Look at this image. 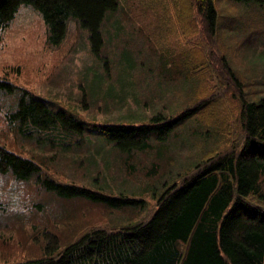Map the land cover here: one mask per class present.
<instances>
[{
  "label": "trees",
  "instance_id": "1",
  "mask_svg": "<svg viewBox=\"0 0 264 264\" xmlns=\"http://www.w3.org/2000/svg\"><path fill=\"white\" fill-rule=\"evenodd\" d=\"M251 2L264 18V0ZM187 4L185 14L191 16L190 5L195 9L194 26L198 15L203 34L213 35L217 24L214 0H188ZM20 6H29L40 14L46 25V44L52 47L61 43L67 21L76 18L88 32L90 51L101 57L103 39L100 27L107 13H116L119 2L0 0V40L1 32L13 20ZM110 20L114 22L111 36L115 38L110 40L109 47H113L118 40L122 42L120 36L126 34L120 20L114 16ZM211 49L207 44L198 45L197 42L188 45L184 55L177 57L175 51L168 57L160 55L159 72L171 79L180 76L185 85L200 76L204 79L215 60ZM125 50L120 62L129 65L131 81L137 84L134 78L136 60L133 61ZM115 52L116 49L113 54ZM223 59L225 70L233 77L232 68L226 64V58ZM165 62L169 64L166 67ZM180 64L182 68L178 69ZM4 87L17 91L19 95L17 102L10 104L2 115L5 129L13 130L15 134L11 144L8 140L4 143L9 147L18 143L29 155L16 153L0 144V183H5L4 178L8 177L27 184L33 176L38 181L40 195L42 191L50 192L48 200L43 201L45 213L40 212L39 218L35 216L37 219L30 223V229L36 228L42 238L43 253L10 264H264V97L257 101L242 97L236 102L239 106V134L231 123L223 136L220 133L219 122L226 118L217 109L220 100L207 97L210 88L207 84L203 94L193 92L188 99L178 102L184 104L174 112L157 110L139 123L131 120L95 124L93 138L82 142L89 147V156L93 158L95 153L100 154L105 146L106 149L110 147L105 152L108 157L125 155L128 159L124 161L128 164L134 162L136 156L135 161L142 166L145 157L152 155L156 159H153L155 177L165 179H158L163 189L156 196L155 207L148 219H132L112 227L93 225L75 234L72 222L81 218L74 208L62 209L67 201L86 200L107 208L125 205L136 208L135 204L142 203V200L128 194L112 195L107 192L108 183L99 189L95 181L75 183L46 177L43 170H48V166L45 162L46 167L40 166L44 153L33 148L55 149L64 152L63 155L67 150L70 154L79 151L78 144L85 140V123L63 109H53L29 90L12 85L0 76V91H4ZM198 119L203 125L195 131L193 122L197 125ZM184 121L185 124L190 121V129H187L188 125L180 126ZM211 124L216 127L213 132L221 143L220 147L215 143L212 151L206 149L198 153L197 150L203 148L201 142L206 146L215 142L210 138L212 133L206 134ZM238 137L240 142L234 140ZM27 139L30 145H26ZM223 144H226L225 149L221 147ZM182 147L194 148L192 161L183 153H173ZM156 193L155 189L151 190L152 195ZM40 206L42 203L37 204ZM4 210L5 206L0 205V228L19 227L29 218L18 214L19 218L9 219ZM59 221L65 223L70 234L64 248L57 251L60 237L54 229L58 230L55 222ZM52 225L53 230L48 228Z\"/></svg>",
  "mask_w": 264,
  "mask_h": 264
},
{
  "label": "rangeland",
  "instance_id": "2",
  "mask_svg": "<svg viewBox=\"0 0 264 264\" xmlns=\"http://www.w3.org/2000/svg\"><path fill=\"white\" fill-rule=\"evenodd\" d=\"M251 1L214 0L217 24L215 33L211 35L203 34L204 28L198 15L194 26L195 9H192V5L189 9L191 16L185 14L188 0H118L116 13H107L100 27L103 39L101 57L90 51L88 32L76 18L72 17L67 21L61 43L52 47L46 44V25L40 14L29 6L19 7L13 20L1 32L0 76H4L12 85L29 90L53 109H63L75 115L86 126L83 134L85 140L78 144L79 151L75 150L70 154L67 150L63 155L64 152L55 149L33 148L34 151L44 153L40 166H48V170H43L46 177L75 183L95 181L99 189L101 185L108 183L110 187L106 186L107 192L112 195L128 194L142 200V203L135 204L136 208L128 205L107 208L86 200L72 203L67 201L62 209L69 211L74 208L79 211L81 218L72 222L75 234L93 225L112 227L124 223L123 221L127 223L132 219H148L155 207L156 196L163 189L159 180L165 179L163 176L155 177L157 172L154 171L153 164L156 159L152 155L145 157L142 166L135 161L136 156L134 162L128 164L124 161L128 159L127 156L125 159V155L108 157L105 152L110 147L106 149L104 145L100 154L95 155L96 150L93 149V158L89 156L90 149L82 142L93 138L95 124L126 123L131 120L139 123L157 110L174 112V109L184 104L178 102L188 99L187 96L196 91L203 94L204 85L207 84L210 87L207 89V97L220 100L216 104L217 109L226 118L219 122L220 133L223 136L231 123L239 134V106L236 102L242 97L251 101L264 97V18ZM112 16L120 20L126 35L120 36L122 42L118 40L116 46L109 47L110 40L115 38L111 36L114 33L111 31L114 26V22L110 20ZM197 42L198 45L207 44V48L210 46L215 56L213 67L205 74L207 77L203 79L200 76L185 85L180 76L175 75L171 79L161 75L160 55L166 54L165 57H168L174 51L177 57L184 55L188 45ZM124 50L128 51L133 61L136 60L134 78L137 84L131 81L129 65L120 62ZM224 57L235 77L225 70ZM168 65L165 62V67ZM177 68L181 69L182 64ZM2 90L0 144L16 153L29 155L18 143L11 146L13 149L4 143L8 140L11 144L15 134L13 130L5 129L2 115L10 104L17 102L19 95L17 91H9L6 87ZM186 121L180 126L188 125L187 129H190L192 125L189 124L190 121L185 124ZM194 122L195 131L201 129L203 122L199 119L196 121L197 125ZM215 128L211 124L206 132L212 133L210 138H214L215 142H209L207 146L201 142L203 148H199L198 153L206 149L212 151L215 143L220 147L221 143L213 132ZM234 140L240 142L241 138ZM26 141V145H30V141ZM221 147L225 149L226 144ZM192 150L194 152V148L182 147L173 153H183L192 161ZM167 178L170 179L169 176ZM4 179L10 194L13 197L23 194L27 201L25 206L29 208L27 214L8 213L4 210V215L9 219L19 218L18 214L29 217L19 227L0 228V264H10L38 257L43 253L42 244L40 245L42 238L35 231L36 228L30 229V223L33 224L40 212L45 213L46 204L43 201L48 200L50 192L42 191L40 195L38 181L33 176L30 181L27 180V184L8 177ZM152 189L157 193L152 195ZM41 203L42 206L37 207ZM55 223L58 230H54L60 237L57 251H60L67 244L70 232L68 233L64 222ZM53 225L48 228L53 230Z\"/></svg>",
  "mask_w": 264,
  "mask_h": 264
},
{
  "label": "clouds",
  "instance_id": "3",
  "mask_svg": "<svg viewBox=\"0 0 264 264\" xmlns=\"http://www.w3.org/2000/svg\"><path fill=\"white\" fill-rule=\"evenodd\" d=\"M26 203L23 194H20L19 197H13L7 187V182L0 183V205H4L8 213L27 214L29 209L25 206Z\"/></svg>",
  "mask_w": 264,
  "mask_h": 264
}]
</instances>
